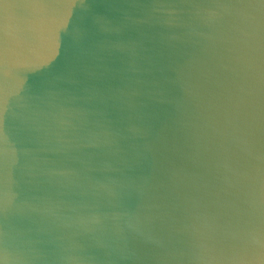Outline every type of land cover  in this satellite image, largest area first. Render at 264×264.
Returning <instances> with one entry per match:
<instances>
[{"label": "water", "instance_id": "obj_1", "mask_svg": "<svg viewBox=\"0 0 264 264\" xmlns=\"http://www.w3.org/2000/svg\"><path fill=\"white\" fill-rule=\"evenodd\" d=\"M0 264H264V0H0Z\"/></svg>", "mask_w": 264, "mask_h": 264}]
</instances>
